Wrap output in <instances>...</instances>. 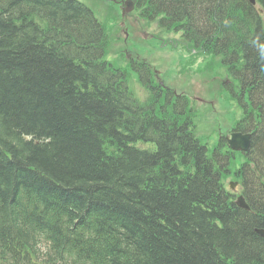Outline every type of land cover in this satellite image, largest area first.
Here are the masks:
<instances>
[{
    "label": "trees",
    "instance_id": "trees-1",
    "mask_svg": "<svg viewBox=\"0 0 264 264\" xmlns=\"http://www.w3.org/2000/svg\"><path fill=\"white\" fill-rule=\"evenodd\" d=\"M57 1L0 0V264H264V23L254 6L135 0L221 57L248 94L245 212L224 188L219 150L210 159L190 132L186 103H141L104 61L108 39L91 12Z\"/></svg>",
    "mask_w": 264,
    "mask_h": 264
},
{
    "label": "rangeland",
    "instance_id": "rangeland-1",
    "mask_svg": "<svg viewBox=\"0 0 264 264\" xmlns=\"http://www.w3.org/2000/svg\"><path fill=\"white\" fill-rule=\"evenodd\" d=\"M77 1L93 11L108 35L112 36L115 30V34L124 38V34L115 24L119 13L115 12L114 24L107 17L108 11L114 8L107 4V0ZM144 23L143 26H145ZM148 27V31L152 34L162 33L155 24ZM174 37V35L170 36V38ZM132 38L135 43L129 40L122 46V53L116 56H106L107 61L115 68L128 70L129 60L135 58L136 55L148 57L150 63L157 67L161 80L168 89L176 94H184L192 100V106L195 109L196 135L208 147L209 155H211L220 135L224 134L228 127L242 117L238 103L229 96L228 90L223 87L216 89L217 86H213V83L209 82V76H211L216 79L215 83L218 86H223L224 80L228 77L225 68L214 64L206 71L203 66L206 63L202 59L196 61L187 52H184L178 38L171 40L169 45H160L159 42L152 40L143 43L136 34H133ZM117 49L119 50V46L116 47ZM130 87L135 96L140 99L132 87L131 77Z\"/></svg>",
    "mask_w": 264,
    "mask_h": 264
},
{
    "label": "water",
    "instance_id": "water-1",
    "mask_svg": "<svg viewBox=\"0 0 264 264\" xmlns=\"http://www.w3.org/2000/svg\"><path fill=\"white\" fill-rule=\"evenodd\" d=\"M248 139H249V137L241 138L240 136H234L233 140L231 141V146H232V148L237 149L240 142H243L245 144L246 140H248ZM247 144H248V141H247ZM246 149H247V147H246ZM242 204H244V203H242ZM243 207L248 209L247 206H245V204Z\"/></svg>",
    "mask_w": 264,
    "mask_h": 264
}]
</instances>
